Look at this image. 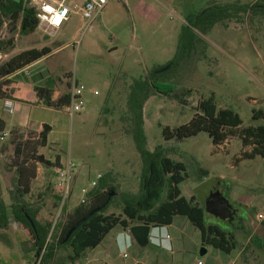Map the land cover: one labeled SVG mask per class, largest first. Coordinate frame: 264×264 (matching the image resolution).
<instances>
[{
	"label": "rangeland",
	"instance_id": "rangeland-1",
	"mask_svg": "<svg viewBox=\"0 0 264 264\" xmlns=\"http://www.w3.org/2000/svg\"><path fill=\"white\" fill-rule=\"evenodd\" d=\"M259 1L110 0L89 28L88 22L76 15L57 36H49L39 29L31 36L14 35V49L1 58L2 63L20 50L43 49L49 44L55 54L37 67L50 69L54 77L64 82H70L74 75L83 89L84 109L73 118L67 110L57 115L45 114L53 132L49 146L39 149V154L47 159L54 162L57 157L64 161L71 159L77 166L76 181L73 176L71 193L64 204L68 212L86 200L82 189L90 191L98 175L112 174L121 192L135 194L139 191L143 165L125 121L130 86L158 67L175 61L184 32L197 33L200 40L198 53L187 58V63H177L175 72L161 87H174V94L182 96L184 101L156 95L145 104L147 147L150 151L159 146L175 151V155L169 157L182 162L187 169L188 178L180 186L182 195L197 198L202 206L197 189L211 181L215 185L220 183L219 194L226 199L221 203L223 209L228 208V202L237 214L231 213L225 222L226 218H218L223 217L222 211L213 214L204 207L206 223L232 232L237 249L227 256L203 246L200 231L186 217L177 216L171 229L173 245L170 249L161 250L151 244L141 247L136 241L127 250L118 249L112 243L115 234L123 231L118 227L98 248L87 251L74 264H232L233 260L235 264H264V159L242 160L243 152L251 148L244 149L238 138L215 146L206 133L180 143H167L163 137L164 127L173 129L189 123L199 102L210 97H214L219 109H231L239 114L243 128L264 124L252 121L254 109L264 110V17L240 14L237 19L217 24L205 35L193 28L195 19L208 7L250 6ZM9 27L6 22L1 38L11 36ZM51 61L55 63L52 69L49 68ZM35 70H29L32 72L29 76H34ZM57 83L61 96L67 86ZM25 134L35 138L37 132ZM13 158L14 153L6 162ZM44 170L41 178H45L46 184L41 186V178L35 183L32 200L45 196L38 219L54 225L62 205L55 196L63 197V192L56 169ZM5 194L9 205V192ZM105 214L121 215L119 205H112ZM237 215L239 223L232 222ZM62 218L63 212L57 225ZM55 234L56 229L49 235V243L54 242ZM122 234L118 235V246L124 238ZM27 236L10 215V225L0 229V264H34V253H25L30 248ZM162 237L166 238L164 232ZM155 242L159 246V241ZM202 247L208 251L203 257L199 254ZM71 255L69 248L60 249L54 264H73L69 260Z\"/></svg>",
	"mask_w": 264,
	"mask_h": 264
},
{
	"label": "trees",
	"instance_id": "trees-1",
	"mask_svg": "<svg viewBox=\"0 0 264 264\" xmlns=\"http://www.w3.org/2000/svg\"><path fill=\"white\" fill-rule=\"evenodd\" d=\"M264 17V0L250 6H211L199 15L193 28L202 35L209 33L217 24L237 19L240 14ZM6 22H9V38L0 37V54H8L14 49L15 34L28 36L38 29V21L32 9L27 7V0H0V35ZM197 33L186 31L182 34L177 57L167 66L158 67L145 78L137 79L130 86L127 100L128 133L132 136L135 148L140 156L143 169L140 188L137 193L121 192L115 185L112 174L108 173L98 181L86 196L84 203L77 206L72 212L63 208V218L55 227L54 242L48 243L52 222H41L44 200L38 196L32 200V186L38 175V168L42 166L57 169L61 166L60 159L55 162L39 154L40 148L48 146V137L52 131L51 126L44 124L35 138L27 134L14 131L11 134L9 145L13 148L14 158L7 163V167L16 174V183L10 192L11 204L8 206L0 194V229H6L12 220L28 234L30 248L25 250L28 255L34 253L36 264L43 255L40 264H54L60 249L69 248L72 255L71 263L82 259L87 251L98 248L104 239L116 228L121 227L128 231L134 225H147L152 228H163L173 224L177 216L186 217L189 222L200 231L203 246L212 247L226 255H231L237 249V241L232 232L222 227L206 223L204 207L197 202V198H186L182 195L180 186L187 176L186 166L175 161L169 155H175L173 149L157 147L150 151L144 127V108L147 101L156 95H163L183 102L182 96L174 94V87L162 89L163 83L175 72L177 63H187L186 60L194 53H198L199 37ZM199 47V48H198ZM51 53V49H31L24 51L8 61H0V99L12 97L10 89L13 79L21 77L22 71ZM164 72H160L163 69ZM21 73V74H20ZM38 101L46 108L63 111L70 105L71 95L67 90L57 100H54L55 90L44 86H34ZM195 115L191 121L176 128L164 127L165 142L176 141L180 143L185 139L206 133L215 146H221L230 138H238L244 149L242 160H253L257 157L264 159V124L250 125L243 128V121L239 114L231 109H219L214 97L203 99L195 108ZM253 122H264V110H253ZM3 129H0V133ZM115 195L108 205L98 214L92 216L82 224L65 242L67 233L81 219L92 210L104 205L110 193ZM59 203L62 197L55 196ZM117 204L121 215L105 213ZM58 205V203H57ZM55 207V206H54ZM28 243H25L28 245Z\"/></svg>",
	"mask_w": 264,
	"mask_h": 264
},
{
	"label": "crops",
	"instance_id": "crops-1",
	"mask_svg": "<svg viewBox=\"0 0 264 264\" xmlns=\"http://www.w3.org/2000/svg\"><path fill=\"white\" fill-rule=\"evenodd\" d=\"M31 35H34V33ZM31 35H28V36H31ZM17 37H19V34ZM45 47L49 48L50 46L49 44L48 45L46 44ZM31 49H34V48L20 50L18 51L19 52L18 54L24 51H27V50H31ZM54 54H55V51L51 49V53L49 55H47L46 57L42 58L41 60H39L38 62L34 63L29 68H27L28 70L36 68L35 70L36 72L34 76L32 75H31L32 77L29 76L30 73H32L29 71V75L27 79H25V76H26L25 74L20 75L21 77L14 78L13 83L10 86V89L13 91L12 97L9 99H5V100L0 99V129H3V132L0 133V194L2 195V198L4 201H5L4 197L6 195L5 192H9V195H10V192L13 191L14 185L16 183V174L13 170L8 169L7 167L8 162H6V159L13 154V148L10 145H8L12 132L20 131V132L25 133L27 131H34V132L39 133L42 125L44 124L49 125V122L47 121V117L45 119V116H46L45 114L53 113L57 115L62 112L59 110H55L52 108H46L42 106L41 103L38 101L36 92L34 90V86L36 85L44 86V87L47 86L49 88L51 87L55 90L54 97H53L54 100H57L60 97L59 96L60 93L57 90L58 89L57 81L60 82L62 86L63 85L67 86V90H69L68 88L69 82H64L63 80H60L58 77L56 76L54 77L53 71H50V69H46L40 66L37 67L42 61L44 60L49 61ZM4 56L6 57L5 54H0V61H1V58ZM49 63H50L49 68L51 69L54 68L55 63H53L52 61ZM52 132H53V128L49 134L48 142H49V138ZM57 158L60 159L61 165L67 162V160L64 161L60 157H57ZM44 169H45L44 167L38 168V175H37L36 180L33 182L32 190L34 189L35 183L37 181H40L41 176L45 173ZM74 177L76 181L77 176H74ZM41 179H42L41 186L44 187L46 184L45 178L42 177ZM44 197L45 196H43L42 198ZM172 227H173V224L168 227L159 228V235L161 234L160 236L161 239H159V246H156L157 245L156 242L154 243V239H152L158 234V230H153L150 244L161 250H167V249L172 248V245H173V239L171 235ZM161 231L165 233L166 238L162 237ZM122 232L124 235L122 234L121 237H124V238L122 239L121 246H118L117 238H118V235H120V233ZM133 240L134 238L130 234L129 230L120 231L115 234V236L113 237L112 243L118 249L120 247L121 250H127L128 247L134 245ZM199 263H202V262H199ZM231 263L235 264V261L233 260ZM84 264H87V263H84ZM134 264H144V263L136 262Z\"/></svg>",
	"mask_w": 264,
	"mask_h": 264
},
{
	"label": "built area",
	"instance_id": "built-area-1",
	"mask_svg": "<svg viewBox=\"0 0 264 264\" xmlns=\"http://www.w3.org/2000/svg\"><path fill=\"white\" fill-rule=\"evenodd\" d=\"M109 1L110 0H27V7L34 11L35 17L38 21V29L40 31L49 36H57L62 28L71 21L73 16L76 15H80L83 21L88 22V28L91 27L94 20L103 13ZM22 74L29 75V70H23ZM68 88L71 95V101L69 108L67 109V114L70 118H73L77 113L84 109L85 101L83 98V89L80 87L79 82L74 75L70 77ZM76 167V164L69 159L65 164L56 169L63 197L61 201L62 205L52 227L51 233H53L61 212H63L65 202L69 199L72 177L75 174ZM101 178L102 175L97 176V180L93 181L91 184L92 188L97 185ZM88 193L89 190L85 188L82 189L83 197L86 198ZM84 201L85 200L81 203H84ZM154 230H158V234L152 239L159 241V239H161V234L159 235V228H155ZM45 253L46 247L43 249L41 257L36 264H40Z\"/></svg>",
	"mask_w": 264,
	"mask_h": 264
},
{
	"label": "water",
	"instance_id": "water-1",
	"mask_svg": "<svg viewBox=\"0 0 264 264\" xmlns=\"http://www.w3.org/2000/svg\"><path fill=\"white\" fill-rule=\"evenodd\" d=\"M167 68L161 70L160 72L166 71ZM218 189H220V183L218 182L217 185L214 184V181L208 182L207 184H203L201 185L198 189H197V196L200 197L201 199L206 200V210H210L211 213L213 214H217V212L219 213V209L217 207V194ZM115 195L114 192L110 193L108 196V200L107 202L92 210L86 217H84L83 219H81L76 225H74L69 232L67 233L65 242H67L69 240V238L72 236V234L82 225L84 224L86 221H88L92 216H94L95 214L100 213L109 203V201L111 200V198ZM226 206H230L231 205L226 202ZM221 206H223L224 204H220ZM234 220V217L232 218ZM155 228H152L150 226L147 225H134L129 229L130 234L132 235V237L134 238V240L136 241V243L141 246V247H146L150 244L151 242V236H152V231ZM207 249L205 247H202L200 249V256L203 257L207 254Z\"/></svg>",
	"mask_w": 264,
	"mask_h": 264
},
{
	"label": "flooded vegetation",
	"instance_id": "flooded-vegetation-1",
	"mask_svg": "<svg viewBox=\"0 0 264 264\" xmlns=\"http://www.w3.org/2000/svg\"><path fill=\"white\" fill-rule=\"evenodd\" d=\"M218 192H220V189H218ZM200 200H202V203H203V207H205L206 208V200H204V199H200ZM226 199H224V195H220L219 193L217 194V201H218V203H217V207H218V209L220 210L219 212H223V217H218L220 220H223V219H221V218H226V220H224L225 222H227L228 221V219L232 216V214L234 215V214H237V212L235 211V208H234V206H232L231 205V207L230 206H228V208H225V209H223V206H221L220 204L221 203H223L224 201H225ZM232 213V214H231ZM217 214H219L218 212H217ZM235 221H238V223H239V221H240V217H239V215H237L236 217L234 216V220H232V222H235ZM135 242V240H133V243Z\"/></svg>",
	"mask_w": 264,
	"mask_h": 264
}]
</instances>
